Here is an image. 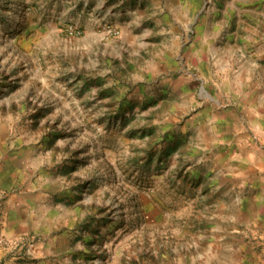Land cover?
<instances>
[{
	"label": "rangeland",
	"instance_id": "374dc122",
	"mask_svg": "<svg viewBox=\"0 0 264 264\" xmlns=\"http://www.w3.org/2000/svg\"><path fill=\"white\" fill-rule=\"evenodd\" d=\"M0 264H264V0H0Z\"/></svg>",
	"mask_w": 264,
	"mask_h": 264
}]
</instances>
